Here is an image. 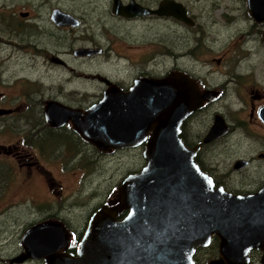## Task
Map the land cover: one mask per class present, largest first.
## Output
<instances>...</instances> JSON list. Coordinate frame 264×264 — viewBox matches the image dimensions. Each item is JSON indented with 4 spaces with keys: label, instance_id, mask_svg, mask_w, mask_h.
Wrapping results in <instances>:
<instances>
[{
    "label": "flooded vegetation",
    "instance_id": "1",
    "mask_svg": "<svg viewBox=\"0 0 264 264\" xmlns=\"http://www.w3.org/2000/svg\"><path fill=\"white\" fill-rule=\"evenodd\" d=\"M115 1L109 0L107 9L95 18L101 25L95 35L89 31L86 14L76 16L46 1L38 5L32 0L0 2V264H45V258L27 256L23 242L27 230L41 222L60 223L68 235L61 251L77 255L95 214L109 208L119 218L128 213L122 206L121 185L127 176L142 170L146 160L139 170L128 167L120 173V159H132L136 149L144 154L146 143L98 147L77 130L71 118L60 115L54 116L57 121L50 120L47 107L57 104L75 109L81 113L78 118L84 120L88 109L108 93L119 89L128 94L140 86L137 80L142 77L162 79L177 74L192 80L196 105L184 118L180 137L195 150V160L216 187L235 194L255 193L264 187L263 178L252 189L229 190L224 181L215 179L204 161L209 149L234 136L247 142L248 153L234 157L233 171L250 178L264 170V82L259 79L261 86H256V74L251 76L238 65L253 52L246 46L250 40L259 37L264 45L262 0H256L258 10L250 0H174L185 7L190 22L173 14L126 16L115 12ZM120 1L123 5L134 2L157 9L163 0ZM197 4L202 5L199 13L193 11ZM56 8L73 15L77 25H59L53 18ZM149 23L159 29L148 39L131 40L133 34H124L125 28L133 31L137 25ZM240 23L242 29L237 27ZM202 24L225 27L227 42L218 44L219 36H212L217 31L208 32ZM79 27L85 44L67 46L65 40ZM184 29L197 32L200 37L196 44L190 43L188 38L192 37ZM56 33L60 38L67 33L61 39L62 49L44 40ZM209 34L215 40L213 44L206 39ZM96 36L106 37L108 45L103 46ZM181 43L186 45L182 47ZM81 48L94 52L77 54ZM110 53L127 61L125 67L133 72L129 80L108 75L96 66L93 70L87 67ZM162 59L165 65L160 72L148 68L159 66ZM183 60L198 61L205 72L189 70L182 66ZM56 70L66 75L56 81ZM210 75H216L214 82ZM70 82L83 85L68 89ZM217 117L225 121L226 133L207 141ZM254 147L256 154L250 153ZM244 238L247 242L240 245L213 233L208 243L194 248L192 264H264V229ZM231 245L248 251L243 254Z\"/></svg>",
    "mask_w": 264,
    "mask_h": 264
},
{
    "label": "water",
    "instance_id": "2",
    "mask_svg": "<svg viewBox=\"0 0 264 264\" xmlns=\"http://www.w3.org/2000/svg\"><path fill=\"white\" fill-rule=\"evenodd\" d=\"M250 2L259 9L256 0ZM262 4L264 11V0ZM114 10L130 17L173 14L190 22L185 7L174 0H163L157 9L116 0ZM53 18L59 25L78 23L59 8ZM137 83L140 86L128 94L119 89L108 93L88 109L84 120L75 109L57 104L47 107L50 120L57 121L54 116L60 115L71 118L77 130L98 147L146 143V164L121 185L122 206L128 213L119 218L109 208L95 214L77 255L61 251L67 232L60 223L47 220L24 234L27 256L45 258V264H192L194 248L208 243L213 233L241 245L247 242L246 234L255 236L264 229V187L249 194L216 187L195 160V150L180 137L181 124L196 105L192 80L172 74L162 79L142 77ZM261 117L264 120V109ZM226 130L223 118L217 117L206 140ZM231 247L243 254L248 251Z\"/></svg>",
    "mask_w": 264,
    "mask_h": 264
},
{
    "label": "rangeland",
    "instance_id": "3",
    "mask_svg": "<svg viewBox=\"0 0 264 264\" xmlns=\"http://www.w3.org/2000/svg\"><path fill=\"white\" fill-rule=\"evenodd\" d=\"M1 1L3 0H0V2ZM7 1H12V0H7ZM19 1L25 2V0H19ZM43 1L48 2V4L52 6L59 5L60 7H63L67 11H70L71 13L75 14L76 16H83V14L88 15L90 19L88 21L89 31H91V33L95 35L96 30L101 28L100 23L95 21L96 20L95 18H98L97 15L101 11H104L107 9L109 0H32V3L38 5V4H41ZM140 1H143L144 3H146L148 0H140ZM184 1L187 3L191 2L190 0H184ZM210 4L211 3H208V5ZM201 8H202V5L197 4V6L193 7V11L199 13L202 11ZM108 19L110 21H113L111 18H108ZM12 23L13 25H16L15 19H12ZM202 26L208 32L217 31L216 34L212 36H215V37L219 36L217 40L218 44L223 45L224 43L227 42V41L225 42V39L227 40L228 37H224V35L226 34V31H225L226 28L223 27L222 25L213 27L210 25L202 24ZM155 27H156V24L154 23H149L148 25L140 24V25H137L133 31L131 29L125 28L126 33L124 34L129 35V37L131 34H133L134 37H132L131 40H133V38L137 40L148 39L151 35H153L154 33H157L159 28H155ZM237 27L239 29H242L244 25L240 23L237 25ZM123 31L124 29L120 32L122 33ZM184 31L188 35V37H192V38H188V40H191L190 43L196 44V40L200 37L197 34V32L195 31L189 32L186 29H184ZM62 35L66 36L67 33L62 34ZM83 35L84 34L82 32V28L79 27L78 29H76L75 34H72L71 37L65 40V43L67 44V46H70L72 48L79 47L80 45L85 44V41L83 40V37H82ZM210 36L211 35L209 34V36L206 39L208 40L209 44H213L215 40L214 38ZM63 37L60 38V35L56 33L55 36H52V38L47 37L44 40L51 43L52 47H55L56 49H62L61 39H63ZM96 38H100L102 40L103 46L108 45V40L106 37L96 36ZM38 39H40V36ZM181 45L183 47L186 45V43L184 44L181 43ZM246 46H249L250 48H252L253 52L249 57L248 56L243 57L238 63V65L243 71L247 72V74L251 76H253V74L255 73L257 80L253 81V84H255L256 86H261L259 79L261 82H264V45L260 42L259 37H257V39L250 40V42L247 43ZM161 61L162 62L157 67H154V66L151 67L149 65L147 66L149 69L153 70L154 72H160L161 70H163L164 65H165L163 59ZM231 62H233L232 59H231ZM166 63L168 64V61ZM126 64L128 63L123 57H118L114 55L113 53H110L107 58H100L99 60L94 59L90 64L87 65V67L93 70L95 69L94 66H96L100 68L101 70H103L108 75L115 76L118 79L123 78V80H129L133 72H131L130 67L128 68L125 67ZM184 65H186V67L189 70H192L193 72H196V73L205 72V69H203L200 66L201 64L196 60H194V62H191V60H183L182 66ZM231 66H233V64H231ZM221 70H227V69L223 68ZM120 72L125 74L126 77L122 76ZM65 75L66 74H63L62 71L56 70L55 71L56 81H58L59 79H62V77H64ZM210 76H209L210 81L214 82L216 75H210ZM82 85L83 84L81 83L74 84L70 82L68 84V87H69L68 89H73L76 87H80ZM86 86L90 87V84H86ZM244 143H247V142L245 141ZM244 143L241 140L237 139L236 137L231 136L225 142L217 144L214 148L209 149L204 154V159H205L204 161L206 163V166L208 167L206 168L208 170L209 168L212 170L211 172L215 176L216 180L224 181L225 182L224 185L229 190L234 191V190H237L238 188L252 189L257 185L259 181H261L264 178V170L261 173H253L252 176L251 174L248 175V177L251 176L250 178H245L241 174L233 171L232 161L234 157L236 158L238 155H241L243 153L245 154L248 153L247 147ZM140 152L141 150L136 149L134 157L130 160L128 159L127 156L120 159V163H119L120 173H122L123 171H126L128 167H130L131 170H134V169L139 170L145 164V159L143 157V154ZM250 153L256 154L257 148L254 147ZM262 161L264 162V160ZM32 216H34V214Z\"/></svg>",
    "mask_w": 264,
    "mask_h": 264
}]
</instances>
